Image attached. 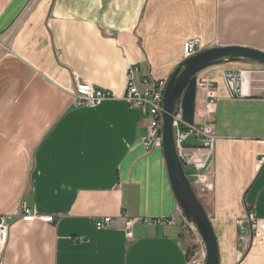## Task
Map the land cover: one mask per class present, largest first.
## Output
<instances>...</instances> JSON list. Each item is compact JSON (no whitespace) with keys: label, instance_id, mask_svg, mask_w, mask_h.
<instances>
[{"label":"crops","instance_id":"obj_1","mask_svg":"<svg viewBox=\"0 0 264 264\" xmlns=\"http://www.w3.org/2000/svg\"><path fill=\"white\" fill-rule=\"evenodd\" d=\"M12 28L0 53V215L10 225L0 264H190L194 242L179 223L138 220L126 236L125 217L166 218L178 206L162 148L144 147L148 118L121 99L126 71L167 80L191 39L198 52H264V0H0V39ZM239 69L251 71L249 92L230 97L220 73ZM74 75L114 97L74 106ZM197 76L213 79L217 97L213 189L194 194L218 264H264V65L237 59ZM21 207L56 221L22 220ZM104 216L110 226L96 229Z\"/></svg>","mask_w":264,"mask_h":264},{"label":"built area","instance_id":"obj_2","mask_svg":"<svg viewBox=\"0 0 264 264\" xmlns=\"http://www.w3.org/2000/svg\"><path fill=\"white\" fill-rule=\"evenodd\" d=\"M11 32H8L0 39V51L5 50L7 39ZM196 47H199L198 39H191L183 46L184 56L187 58L196 54ZM225 82L230 97H241L247 95L251 81V71L245 69L226 70L220 73ZM74 91L73 105L96 107L104 100L114 97L112 93L95 88L91 83L81 80L76 75L73 76ZM167 80H154L147 76L140 75V70L136 65L128 67L125 76V89L121 99L132 107L139 109L143 116L148 118L146 135L142 141L146 149L152 147L162 148L163 134V93ZM197 91L195 103L201 106L202 121L198 124H188L182 118L180 100L176 103L175 114L172 117V130L175 149L179 160L185 170L190 186L195 194L200 197L213 189V169L212 160L214 153L215 134L213 132L212 120L209 118V111L217 104V97L212 78L199 77L196 79ZM189 138H195L198 145L188 146L186 142ZM264 160V157L261 158ZM188 170V171H187ZM16 217L33 221L40 219L44 222L53 223L56 221L54 215H39L30 212L26 207H21L14 214ZM8 215H0V245L6 244L10 225L7 221ZM141 220L150 226H174L181 224V228L193 239L190 246L186 247V257L190 264H204L206 259V249L197 230L191 221L183 214L179 205L176 213L166 218H139L125 217V231L128 238L132 237V226ZM251 232L255 236H260L261 223L252 213H248L245 219ZM96 229L107 228L111 224L109 216L98 217L93 220ZM240 233L245 232L243 220L238 222ZM198 245V248L196 246Z\"/></svg>","mask_w":264,"mask_h":264},{"label":"water","instance_id":"obj_3","mask_svg":"<svg viewBox=\"0 0 264 264\" xmlns=\"http://www.w3.org/2000/svg\"><path fill=\"white\" fill-rule=\"evenodd\" d=\"M248 59L264 65V52L237 45L211 47L185 58L167 79L163 93L162 152L173 195L186 218L192 222L206 249L205 264H218L214 231L200 201L194 194L175 149L172 117L180 100L182 118L194 123L196 79L203 69L226 61Z\"/></svg>","mask_w":264,"mask_h":264},{"label":"rangeland","instance_id":"obj_4","mask_svg":"<svg viewBox=\"0 0 264 264\" xmlns=\"http://www.w3.org/2000/svg\"><path fill=\"white\" fill-rule=\"evenodd\" d=\"M31 9V6H29L28 8H27V11H29ZM14 30H15V28H12L10 31H8V32H11V33H13L14 32ZM9 39H7V41H8ZM5 47L7 48V44L5 45ZM1 48V47H0ZM6 50V49H5ZM5 50H2V51H0V53L1 52H3V51H5ZM200 77V76H199ZM208 78V77H207ZM197 94V93H196ZM176 106V105H175ZM195 106H196V103H195ZM196 110V109H195ZM192 238V237H191ZM196 248H198V245L196 246ZM206 260V259H205ZM204 264H205V261H204Z\"/></svg>","mask_w":264,"mask_h":264},{"label":"bare ground","instance_id":"obj_5","mask_svg":"<svg viewBox=\"0 0 264 264\" xmlns=\"http://www.w3.org/2000/svg\"><path fill=\"white\" fill-rule=\"evenodd\" d=\"M174 138V137H173Z\"/></svg>","mask_w":264,"mask_h":264}]
</instances>
